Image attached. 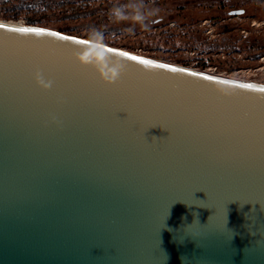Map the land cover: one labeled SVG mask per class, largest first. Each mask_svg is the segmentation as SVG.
Returning a JSON list of instances; mask_svg holds the SVG:
<instances>
[{
    "label": "water",
    "instance_id": "1",
    "mask_svg": "<svg viewBox=\"0 0 264 264\" xmlns=\"http://www.w3.org/2000/svg\"><path fill=\"white\" fill-rule=\"evenodd\" d=\"M0 24V264H264V84Z\"/></svg>",
    "mask_w": 264,
    "mask_h": 264
},
{
    "label": "rangeland",
    "instance_id": "2",
    "mask_svg": "<svg viewBox=\"0 0 264 264\" xmlns=\"http://www.w3.org/2000/svg\"><path fill=\"white\" fill-rule=\"evenodd\" d=\"M102 1L104 0H91L90 3L94 6ZM117 1H123L120 5H125L126 8L122 10L124 12L119 18L114 15L112 9H106L104 6L100 8L106 16L104 18L99 16L100 11L95 12L98 15L79 19L54 12L48 13L40 25L54 29L62 25L68 27L76 25L82 29V34L97 33L98 37L94 40L186 66H191L198 60L194 67L217 66L219 69L232 72L240 67L254 68L264 65V58L261 60V57H264V30L253 29L248 36L241 32L243 27L249 29L251 19L264 20V9L255 8L259 2L252 0ZM4 6H6L5 2L0 0V8ZM239 8H243L241 11L245 12L234 14L240 10ZM19 20L25 18L20 17ZM206 20L215 25L213 36L206 33L207 25L204 24ZM225 23L237 27L233 32L224 31ZM74 35L81 36L78 33ZM191 35L199 37L200 42L194 43ZM255 38L262 42L255 43ZM210 43L218 45L211 46ZM238 53L242 54V60L238 59Z\"/></svg>",
    "mask_w": 264,
    "mask_h": 264
},
{
    "label": "trees",
    "instance_id": "3",
    "mask_svg": "<svg viewBox=\"0 0 264 264\" xmlns=\"http://www.w3.org/2000/svg\"><path fill=\"white\" fill-rule=\"evenodd\" d=\"M91 0H49L46 2H37V3H23V2H5L6 6L0 8V20H7L17 22L20 17H24L28 23L40 25L43 21L44 17L47 16L48 13H62L63 16H69L72 18H82V17H91L94 15H98L95 12L100 11V8L104 7L106 9H112L114 15L119 18L123 14L122 10H126L125 5H120L119 1L113 0H104L97 5H92L90 3ZM106 1V2H105ZM11 4V5H9ZM124 4V3H122ZM113 9H116L113 11ZM102 13V15H100ZM99 16L102 18L106 17L103 15V11H100ZM236 25H232L230 23H225L223 25L224 31H234L236 29ZM59 30L66 31L70 34L78 33L81 36L90 37L91 39H97V33H88L84 34L82 29H80L76 25L68 26H59ZM168 32V30L166 31ZM196 37V38H195ZM191 38L194 39V43H199V37L191 35ZM257 38V37H256ZM254 39V42L259 43L262 42L260 39ZM202 42V41H201ZM206 42V41H205ZM113 44V42H111ZM190 43V42H188ZM193 44V42H192ZM211 46H217L218 44L210 43ZM148 47H151L147 45ZM159 46V45H153ZM156 48V47H155ZM159 48V47H158Z\"/></svg>",
    "mask_w": 264,
    "mask_h": 264
},
{
    "label": "snow or ice",
    "instance_id": "4",
    "mask_svg": "<svg viewBox=\"0 0 264 264\" xmlns=\"http://www.w3.org/2000/svg\"><path fill=\"white\" fill-rule=\"evenodd\" d=\"M6 25L0 24V28H5ZM12 32H20V33H35V34H47V35H53L60 37L64 40H72L77 43H85L84 41H77L75 37L71 36H62L59 32H50L44 28H36V27H20V28H12L9 29ZM111 51L115 52L116 54L121 55L122 57H125L129 60L136 61L138 63L144 64V65H153L156 67L161 68H169L172 71H186V69H178L174 68L169 64H156L154 61L149 59H144L142 57L132 55L129 52L126 51H117L116 49H110ZM5 61L9 60H15L19 54L16 53H9V52H2ZM27 63H29L33 68L36 69L35 76L36 78H42L41 73H46L49 77V82L51 83L53 80H55L58 76L62 75L65 72V69H68L67 65L62 62L54 61L51 58L41 55V54H29L27 57H25ZM68 64L74 65L75 67L79 68L80 66L76 64L75 61H72L71 58H68ZM191 75H197V73H190ZM207 79H213V77H206ZM241 87L244 88H251L252 85L244 84L241 85ZM261 91H264V89H261ZM235 121L237 122V126L242 130H250L253 125H258L259 129L261 131H264V112H261L259 118H258V124H256V121L254 117L250 116L248 113H243L241 115H238L234 117Z\"/></svg>",
    "mask_w": 264,
    "mask_h": 264
},
{
    "label": "built area",
    "instance_id": "5",
    "mask_svg": "<svg viewBox=\"0 0 264 264\" xmlns=\"http://www.w3.org/2000/svg\"><path fill=\"white\" fill-rule=\"evenodd\" d=\"M17 22H19L21 24H28L26 19L25 20H19ZM204 24L207 25L206 33H208L209 35L213 36L215 34V30H216L215 29V25L213 23H211L210 21H208V20L204 21ZM260 28L262 30H264V20L251 19V21L249 23V29L250 30L248 28L243 27L241 29V32L245 36H248L249 32L251 30L260 29ZM136 52H138V51H136ZM138 53H140V52H138ZM241 56H242V54L238 53V59L239 60H242ZM263 58L264 57H261V60H263ZM197 62H198V60L195 61L191 65V67H194V64L197 63ZM195 68H198V67H195ZM202 69H205V70L213 72V73H218V74H221V75L233 76V77H237V78L244 79V80H247V81L264 84V65L258 66V67H254V68H252V67H248V68L240 67V68H237V69L233 70L232 72H229L227 70L219 69L217 66H209V67L202 68Z\"/></svg>",
    "mask_w": 264,
    "mask_h": 264
},
{
    "label": "flooded vegetation",
    "instance_id": "6",
    "mask_svg": "<svg viewBox=\"0 0 264 264\" xmlns=\"http://www.w3.org/2000/svg\"><path fill=\"white\" fill-rule=\"evenodd\" d=\"M2 1L3 2H7V3H9V2H13V3L14 2H23V3H32V2L33 3H37V2H41L42 3V2L49 1V0H2ZM115 1H117V0H115ZM254 1L259 2V5L258 6H255V8L264 9V5H262L264 3V0H252V2H254ZM119 2H123V1H119ZM241 3H243V2H241ZM239 9H240L239 11L238 10H235V11H238V12H236L234 14L245 12V11H241V9H243V8H239Z\"/></svg>",
    "mask_w": 264,
    "mask_h": 264
},
{
    "label": "clouds",
    "instance_id": "7",
    "mask_svg": "<svg viewBox=\"0 0 264 264\" xmlns=\"http://www.w3.org/2000/svg\"><path fill=\"white\" fill-rule=\"evenodd\" d=\"M119 71H120V67L117 66L116 68L111 70V75L107 77V79L110 82H115L118 75H119ZM38 82L44 87V88H48L50 87V82H45L44 79L42 78H38Z\"/></svg>",
    "mask_w": 264,
    "mask_h": 264
},
{
    "label": "bare ground",
    "instance_id": "8",
    "mask_svg": "<svg viewBox=\"0 0 264 264\" xmlns=\"http://www.w3.org/2000/svg\"><path fill=\"white\" fill-rule=\"evenodd\" d=\"M18 24H21V23H19V22H17Z\"/></svg>",
    "mask_w": 264,
    "mask_h": 264
}]
</instances>
